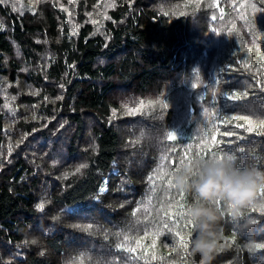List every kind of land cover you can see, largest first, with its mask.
<instances>
[{
    "label": "trees",
    "instance_id": "trees-1",
    "mask_svg": "<svg viewBox=\"0 0 264 264\" xmlns=\"http://www.w3.org/2000/svg\"><path fill=\"white\" fill-rule=\"evenodd\" d=\"M7 4L0 264H198L161 156L167 172L225 152L264 170V0H75L25 17ZM219 207L211 264H264V204Z\"/></svg>",
    "mask_w": 264,
    "mask_h": 264
},
{
    "label": "clouds",
    "instance_id": "clouds-1",
    "mask_svg": "<svg viewBox=\"0 0 264 264\" xmlns=\"http://www.w3.org/2000/svg\"><path fill=\"white\" fill-rule=\"evenodd\" d=\"M168 175L174 189L186 197L183 214L191 225L190 246L199 255L198 264H211L220 245L222 219L220 205L228 209L251 206L264 189V170L252 161H241L235 153H211L180 160ZM255 222L251 218L235 224L238 232H247Z\"/></svg>",
    "mask_w": 264,
    "mask_h": 264
},
{
    "label": "snow or ice",
    "instance_id": "snow-or-ice-1",
    "mask_svg": "<svg viewBox=\"0 0 264 264\" xmlns=\"http://www.w3.org/2000/svg\"><path fill=\"white\" fill-rule=\"evenodd\" d=\"M212 31L215 33V32H216V29H213ZM233 67H234L233 65H229V70H232ZM194 86H195V85H194ZM61 87H63V85H61ZM245 95H247V93H245ZM59 98H60V97H57V99H59ZM227 98L230 99V100L235 99V98H236V93H235L234 91L231 92V93H229ZM45 99H47V97H45ZM204 115H205V116L208 115V111H207V109H204ZM232 118H233V119H236V117H232ZM33 119H35V117H33ZM217 119H219V117H217ZM244 119H249V118H248V117H244ZM209 122L212 123L213 127H215V123H213L212 121H209ZM222 122H225V123H226V121H222ZM237 126H238V127H242V125H237ZM141 135H143V133H141ZM167 139H168V140H172V141H174V140H176L177 138H176V136H175L174 133H170V132H168V134H167ZM213 139H215V137H213ZM204 142H205V143L207 142V135L205 136V141H204ZM188 148L190 149V148H191V145H189ZM10 150H11V149H10ZM240 151H243V149H240ZM186 154H187V153H186ZM167 158H168V157H167V153L165 152V154L161 156V166H160V168L158 169V172L160 173V177H161V178H162L163 176H165V175H168V172L166 171V169H165V167H164V161L167 160ZM181 160H183V159H181ZM84 167H86V165L81 164V165H79V167H77L76 171H80V169H81V168H84ZM148 179H149V180H152L153 177H152V176H149ZM168 187H169V188H173V187H174L173 184H172V182H171V179L168 180ZM262 190H264V189H262ZM100 191L103 192V191H105V189H104V188H101ZM180 195L183 196V193H180ZM168 207H169V209H172V208H178L179 211L177 212V215H178L180 218H183V217H184V214H183V208H184V205H183L182 203L177 202V203H174V204H170ZM37 208H38V209H43V208H44L43 203L37 204ZM165 214H166V215H169V218H171V215H170L169 212H166ZM254 222H255V221H254ZM189 225H190V223L187 222V224L185 225V227H187V226H189ZM89 227H91V225H89ZM164 227L167 228L168 225H167V224H164ZM169 230L171 231V229H169ZM176 235L180 237V244H181L184 248H187V247H188V243L185 241V238H184L179 232H177ZM35 242H36L35 240L32 241V243H35ZM137 243H138V242H137ZM117 247H121V246L118 245ZM256 247H258V248L264 247V244H258V245H256ZM124 250H125V251H129V249H127V248H125ZM130 251L135 252V248L131 249Z\"/></svg>",
    "mask_w": 264,
    "mask_h": 264
},
{
    "label": "rangeland",
    "instance_id": "rangeland-1",
    "mask_svg": "<svg viewBox=\"0 0 264 264\" xmlns=\"http://www.w3.org/2000/svg\"><path fill=\"white\" fill-rule=\"evenodd\" d=\"M75 0H0V2H5L8 3L7 5H15L17 7V13L20 14V16H37L42 15L44 9H45V5H58L60 6V4H65L67 5V9L69 11H72L71 5H73ZM26 3H31L33 4V6L35 5V8H30L28 7ZM46 57V56H45ZM26 90V89H25ZM181 135L185 136V133H181Z\"/></svg>",
    "mask_w": 264,
    "mask_h": 264
}]
</instances>
